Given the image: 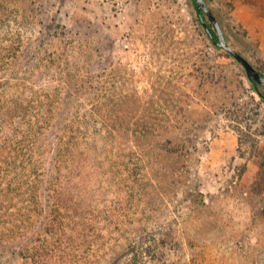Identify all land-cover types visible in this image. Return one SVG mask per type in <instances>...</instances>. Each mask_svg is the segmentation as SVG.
<instances>
[{
    "label": "rangeland",
    "instance_id": "rangeland-1",
    "mask_svg": "<svg viewBox=\"0 0 264 264\" xmlns=\"http://www.w3.org/2000/svg\"><path fill=\"white\" fill-rule=\"evenodd\" d=\"M207 1L229 44L264 73V0ZM229 56L209 43L193 0H0L1 98L16 109L35 92L48 105L66 95L53 89L63 73L86 85L74 111L100 99L119 117L97 142L92 194L84 201L78 181L89 176L57 172L52 192L67 202L51 203L56 234L39 207L23 240L1 228L0 264H40L20 253L47 243L45 264H107L152 232L171 233L159 264H264V103ZM130 129L159 137H119Z\"/></svg>",
    "mask_w": 264,
    "mask_h": 264
},
{
    "label": "trees",
    "instance_id": "trees-1",
    "mask_svg": "<svg viewBox=\"0 0 264 264\" xmlns=\"http://www.w3.org/2000/svg\"><path fill=\"white\" fill-rule=\"evenodd\" d=\"M193 2L196 5L194 0ZM198 13L200 15V24L209 43L215 49L221 50L217 45L219 38L213 25L206 19L204 12L198 11ZM225 21L227 22L228 20L225 19ZM44 45V39L41 41L37 40V46L33 48L34 53L32 56L42 55L40 50H42ZM229 57L233 56L230 55ZM29 62L26 66H29ZM258 70L262 72L260 69ZM41 71L43 73L37 75L39 78L40 75L50 73V71L44 72V68ZM60 75L62 77L53 89L56 91L64 90L66 95L57 97V101L53 100L51 96H46L45 99L50 101L48 105H45L42 100H37L33 96L35 92H32V97L26 99V101L23 100L18 108L15 109L13 105L1 98L3 91L0 92V233L2 231L1 228H8L9 233L17 234L20 240H23L27 232L31 230L29 223H32V213L39 210V207L43 208V212L47 213L44 222V225L48 226L46 231L56 234L57 228L62 221L60 217L53 218L54 213L51 209V203L55 201L54 204L60 208L64 206V204L59 205L60 201L65 204L67 202L65 195L63 197L55 196V193L52 192L57 172L60 173L62 172L61 170H64L76 176H89L88 178L81 177L78 181L81 182L82 186L76 187L83 189L81 196L83 195L84 201L90 193L92 194V189L95 187L91 184L92 180L98 178L96 177L98 171L95 170L94 166L96 161L94 153L97 149V142L108 138L106 125L112 120L117 121L119 118L116 116L110 117V115L106 114L104 102L100 99L89 101L92 102V109L90 110L85 109L82 112L80 107L78 111H74L73 100L76 99V94L81 93L86 85L81 83L79 84L80 86H75L70 80V75L66 76L63 73ZM54 77L55 74H53L52 79ZM248 80L252 89L264 103V86L249 78ZM34 85L38 86L39 84L35 83ZM89 87L92 88V86ZM89 99H84V101ZM121 102L123 101L121 100ZM114 104L118 103L115 101ZM81 105L85 106L84 103ZM127 118L129 119V116ZM102 126L105 127V132H103L104 128ZM99 127H101V131ZM108 134L113 135L112 133ZM125 135L130 142H134V138L138 139L140 143H142V140L151 143L157 141L159 137V133L153 130L137 131L130 129L128 132L122 131L119 133V137L125 138ZM71 138H74V140L71 141ZM68 159L73 160L71 161V168L67 165ZM107 172H111V175H114V165L111 164ZM117 173V177H120L121 187L122 185L126 186L130 181L129 178L120 171H117ZM64 180L66 186L61 193L71 195V189L75 188L69 186L68 177ZM41 184H45L46 188H41ZM121 187H117V190ZM43 196H49L51 200L48 198L46 203V198H43ZM199 196L196 197L198 198ZM84 201H81V203L84 204ZM40 235L43 236L42 234ZM169 239H171L170 232H163L159 236L154 235L153 232L145 237L140 236L136 244L128 245L121 252L115 254L107 264H159L165 256V249L168 246ZM3 244V242H0L1 248H6V244ZM51 246L52 243H47L46 246L42 244L39 248L29 246L23 248L20 254L26 255V253L30 254L34 251L32 258L35 257L36 260H41L40 264H45L49 257L55 256L50 255V251L55 252V247ZM44 248L49 250L46 252ZM26 257L29 259L31 256H24V258ZM59 259L62 264H67L69 257L60 256Z\"/></svg>",
    "mask_w": 264,
    "mask_h": 264
},
{
    "label": "water",
    "instance_id": "water-1",
    "mask_svg": "<svg viewBox=\"0 0 264 264\" xmlns=\"http://www.w3.org/2000/svg\"><path fill=\"white\" fill-rule=\"evenodd\" d=\"M194 1L196 2L198 11L205 13L206 17L217 32L219 38L217 41V45L223 51L233 56L243 66L250 80L256 82L261 86H264V74L260 72L244 55H242L233 46L229 44L221 27V24L207 0Z\"/></svg>",
    "mask_w": 264,
    "mask_h": 264
}]
</instances>
